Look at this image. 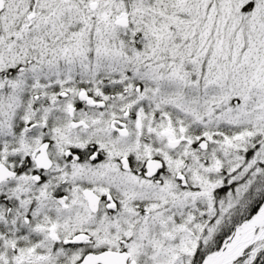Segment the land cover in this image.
<instances>
[{
	"label": "snow or ice",
	"instance_id": "snow-or-ice-1",
	"mask_svg": "<svg viewBox=\"0 0 264 264\" xmlns=\"http://www.w3.org/2000/svg\"><path fill=\"white\" fill-rule=\"evenodd\" d=\"M0 264H264V0H0Z\"/></svg>",
	"mask_w": 264,
	"mask_h": 264
}]
</instances>
